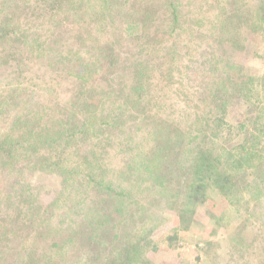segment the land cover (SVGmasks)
<instances>
[{
  "label": "rangeland",
  "instance_id": "374dc122",
  "mask_svg": "<svg viewBox=\"0 0 264 264\" xmlns=\"http://www.w3.org/2000/svg\"><path fill=\"white\" fill-rule=\"evenodd\" d=\"M172 1L179 15L173 27ZM97 3L0 0L7 32L0 37V136L10 133V141L19 128L33 135L28 154L22 146L16 150L21 167L0 156V264H85V248L106 263L128 239H158L177 215L146 170L149 151L162 140L159 131L171 124L182 131L187 142L180 159L188 165L198 149V126L202 137L217 132L218 146L236 132L224 144L231 149L248 138L247 120L251 128L256 115L264 120V110L256 109V88L264 100V19L256 0H110L106 9ZM128 23L139 25L123 37ZM228 75L231 82L243 76L251 83L217 120L216 93L230 87ZM135 82L144 88L142 105L131 101L137 100L129 88ZM63 116L87 133L42 147L41 136L59 132ZM104 120L121 123L102 132L96 121ZM248 145L252 159L242 160L238 193L225 196L210 187L217 224L203 212L181 232L176 249L163 241L152 261L264 264V155L258 156L256 139ZM56 157L71 172L65 179ZM109 183L125 197L111 195ZM120 200L129 217L115 213L123 208ZM89 215L106 222L104 248L77 238L51 249Z\"/></svg>",
  "mask_w": 264,
  "mask_h": 264
},
{
  "label": "trees",
  "instance_id": "16d2710c",
  "mask_svg": "<svg viewBox=\"0 0 264 264\" xmlns=\"http://www.w3.org/2000/svg\"><path fill=\"white\" fill-rule=\"evenodd\" d=\"M78 3L81 4L82 0H78ZM88 3H94V1H89ZM99 3L100 6L106 9L108 8L110 0H98L97 4ZM171 4L172 20L174 21L171 26L173 27L174 23L177 22L179 15L178 5L176 6L173 1L171 2ZM88 8L92 9V6L88 5ZM256 8H260L262 10L261 17H263L264 19V0H256ZM138 25V23H128L126 24V26H123L121 30L122 36L128 37L129 35H132V31L134 32L135 28H137ZM257 30L259 29H256V31ZM6 33V30H3V27L0 23V37ZM173 33L174 31H172L170 35H173ZM226 78V80L229 82L228 85L230 87L227 89L219 88L218 92L216 93V96L218 98L217 100L218 102H220L216 105L220 106L218 110V114H220V116L216 117L217 120H223L224 116L226 115L229 103L234 101L233 97L242 93L243 90L245 91V88L248 87L247 83H251L248 82V80H246V78L243 76L237 78L234 82H231V75H228ZM244 83L246 84L244 85ZM129 88L132 92V98L133 96H137V100L131 98L133 104L137 103V105H142L144 99L141 92L144 88L140 87V85L136 82L131 84ZM256 93V109L260 108V111H263L264 100L258 99L260 97H263L262 90H260L258 87L256 88ZM252 100L253 98L249 101ZM250 120H252L253 128H251V125H249V122L247 120L246 127L250 126L248 128V138L235 146L233 145L234 147H232L231 149H226L224 144H226L227 141L233 142L235 140L234 137L237 135L236 132L233 135L230 134L229 140H227V138H224L226 139V142L224 144L221 143L218 146L219 143L216 137L219 136V134H217V132H206L205 136L202 137L203 130L201 127L198 126V128L194 129L195 132L193 134V140L197 141L198 149L197 152L194 151L196 152L195 156L193 157L194 161L189 162L188 165H186L184 161L180 159V156L182 154H185L183 145L187 142V140L183 137L182 131L179 130L173 124L166 125L165 128L161 129L159 131V134L160 136H162V140L160 141V138L158 137L156 143L153 146L154 148L149 151L151 152L148 153L150 155V166H148L146 170L149 172V175L152 176L150 178L154 183V189H156L157 192H162V195L164 196V198H166V200H168V203H175V211L177 215L174 219V222L165 227L164 232L167 233L163 234V236L159 237L158 239L155 238L152 240L151 237L148 238L147 236H140L136 237L133 242L129 241V239L126 240V244H121L119 250L117 251V254L112 256L110 260H107L106 263L102 260H99L98 255L94 256L93 254H91L90 249L85 248L88 251L86 254L88 260H83L84 263L156 264L154 261L151 260V258H156L163 250V248L161 247L163 241L171 250L176 249L175 246L181 237V232H186V229L189 228L194 221L199 220L198 217H200L201 214L203 215V212H206V215L213 214L209 218V221L212 222L211 224H217V221L219 219V216H217L218 204L214 203V201L210 199L211 197H214L211 194V188L225 196L230 195L236 190V179L238 177V174L240 173V170L243 167L241 165L242 160L245 159V161H251L252 159V155L249 157V155L246 154L250 147L248 145L250 141L256 139V145L261 144L260 149L263 152L261 153L259 147H257L258 156L262 157L264 155V141H260V138L264 140V120L261 116L257 115L256 120L255 118ZM119 123L121 122H114L113 124H110L106 120L96 121V124L102 129V132L106 131V128L110 126L113 127L114 125L116 126ZM235 126L243 127L245 126V121ZM88 127L91 128V125H88ZM47 128L48 127H46L45 129ZM87 130V128L80 127L79 123L77 124L71 119H65V117L63 116L59 122V132H54L52 135H49L48 132H45L41 136L39 144H41L42 147H46L48 145H53L55 142H58V145H60L62 144L63 140H68L72 138V136L77 137L78 134H82L84 136V134L87 133ZM219 131L220 135L224 132L223 129ZM228 132H231L230 126L228 128ZM30 133L31 130L28 128H19V130L15 131V135L10 141H7V138L10 133H5L1 135L0 156L3 157V159L5 160L10 157L13 159L15 158L13 161L14 167H21L24 162L20 164L15 163L17 162V159L20 158V152H16V150L19 146H22V148H26L23 150L25 153L28 154L29 144L27 143V138L29 137ZM131 136L132 135H130V137ZM32 137L33 135L30 134V138ZM124 139H127V137H125ZM124 139L122 142L127 144ZM190 143L191 142H189L188 145H190ZM123 147L127 148L126 145H124ZM186 148H188L187 144ZM194 149L195 148L191 149V151H193ZM56 159L57 161L54 164L57 165V170H59V174L61 176L63 175L64 177L69 176L71 172L67 171L64 168H61L62 165L59 163L60 159L57 157ZM165 164L170 166V169L166 166L167 170H165ZM261 167V164H256V169H262ZM87 177L89 180H93V177L88 174V172ZM244 177L246 178V174L243 175V179L244 184H247L248 181L245 180ZM175 184H178V186H175ZM105 186L109 187L110 192H108L111 195L114 194L120 197V199H123L125 197L123 195L124 190L117 189L119 187L118 184L109 183ZM238 190H240V188H237V193ZM180 191H182L181 195L179 194ZM120 202L123 204V208L121 206L118 207L115 213L118 214L120 217L122 215L129 217L130 213H128L127 211V214H125L124 211L125 202L123 200H120ZM123 219H125L124 216ZM74 224L77 225L75 231L69 233V235L65 237L64 242H60L59 240L53 242L51 244V249L62 248L66 243H72L73 241L75 242L77 238H80L81 241H84L85 243H89V245L93 248H98L99 250H101V248H104L105 242L103 240V236H106L104 230L106 228L105 221L101 220L100 218H96L95 216L89 215L83 217ZM208 226L210 227L209 224ZM125 232L127 233V231Z\"/></svg>",
  "mask_w": 264,
  "mask_h": 264
}]
</instances>
